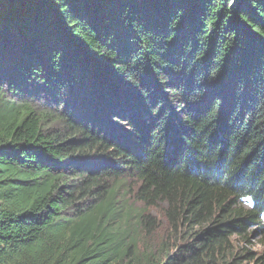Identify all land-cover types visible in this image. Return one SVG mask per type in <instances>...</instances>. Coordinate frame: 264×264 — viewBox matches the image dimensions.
<instances>
[{"label":"trees","instance_id":"1","mask_svg":"<svg viewBox=\"0 0 264 264\" xmlns=\"http://www.w3.org/2000/svg\"><path fill=\"white\" fill-rule=\"evenodd\" d=\"M263 209L264 0H0V264H240Z\"/></svg>","mask_w":264,"mask_h":264},{"label":"rangeland","instance_id":"2","mask_svg":"<svg viewBox=\"0 0 264 264\" xmlns=\"http://www.w3.org/2000/svg\"><path fill=\"white\" fill-rule=\"evenodd\" d=\"M27 91H30L27 88ZM37 93V92H36ZM45 94V92L43 93L42 90L40 93H37V96L41 97ZM68 93L66 94L65 91H63V95H61V97H63L65 99V97L68 98ZM34 101V100H33ZM75 101V100H73ZM72 101V102H73ZM176 105V104H175ZM183 106V104H180ZM176 107V106H175ZM180 112V111H178ZM178 118H182L183 114L182 113H178L177 115ZM108 183H112L110 181H108ZM122 184V185H120ZM115 186V188H119L120 187V191L118 193V197L120 199L123 200H127V203L131 204L132 207H142L143 210H145L146 214L149 215L150 217H153L155 224H154V231L151 232L149 234V238H153V240L155 242L160 241L162 238L164 239L165 236H168L170 238V244H172L174 242V235L171 232V227L168 221V216H167V212H168V206H167V202L164 200H157L151 204H146L144 201L140 200L139 197V190L142 188L141 184L138 183L137 181H133L129 178H126L124 180V182H118V181H114L113 185ZM238 202H240L242 205H244L245 207L249 208L250 205H248V203L246 201H241L240 199H238ZM185 227V226H182ZM251 231H253L252 233H248V242H244L240 239V241H236V244L241 246V247H245L248 249V251L250 252V254L252 255L251 259H242L240 264H259L256 263V257L258 256H264V229L261 226H258L257 228H249ZM185 229H182V231L184 232ZM256 231V232H255ZM187 233V231L185 232ZM189 233V232H188ZM172 234V235H170ZM187 235V234H184ZM189 239L188 236H183L181 238H177V242L179 241L180 244H184L187 242V240ZM176 242V243H177ZM241 257V256H240ZM253 259V260H252Z\"/></svg>","mask_w":264,"mask_h":264}]
</instances>
